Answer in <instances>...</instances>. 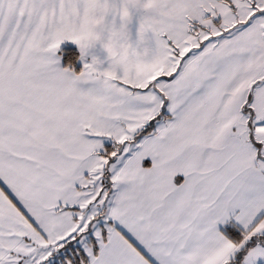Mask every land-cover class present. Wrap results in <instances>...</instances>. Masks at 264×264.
<instances>
[{
  "label": "snow or ice",
  "instance_id": "snow-or-ice-1",
  "mask_svg": "<svg viewBox=\"0 0 264 264\" xmlns=\"http://www.w3.org/2000/svg\"><path fill=\"white\" fill-rule=\"evenodd\" d=\"M0 264H264V0H0Z\"/></svg>",
  "mask_w": 264,
  "mask_h": 264
}]
</instances>
